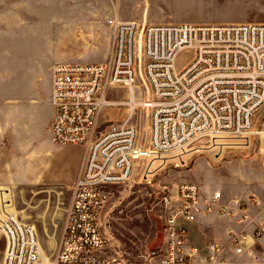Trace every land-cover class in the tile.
I'll return each mask as SVG.
<instances>
[{
    "label": "built area",
    "instance_id": "1",
    "mask_svg": "<svg viewBox=\"0 0 264 264\" xmlns=\"http://www.w3.org/2000/svg\"><path fill=\"white\" fill-rule=\"evenodd\" d=\"M109 24L115 39L107 60L52 67L53 141L84 150L50 264H130L120 252L104 253L110 185L150 183L173 158L182 164L219 138L264 133L255 122L264 107V22L144 24L111 18ZM185 50L193 56L179 65ZM141 77L147 96L135 90ZM122 89L126 96H116ZM138 106L151 110L147 145L131 122ZM112 109L126 110V117L112 122L106 117ZM206 139L210 143L202 142ZM221 197L222 191L204 197L193 181L165 191L158 203L163 242L144 253L140 264L232 263L237 256L264 264V251L249 244V237L264 243V216L252 234L233 231L230 247L190 239L186 223L197 219L204 202L207 210L227 212ZM0 232L5 237L1 264H41L34 223L9 211L0 218Z\"/></svg>",
    "mask_w": 264,
    "mask_h": 264
},
{
    "label": "rangeland",
    "instance_id": "2",
    "mask_svg": "<svg viewBox=\"0 0 264 264\" xmlns=\"http://www.w3.org/2000/svg\"><path fill=\"white\" fill-rule=\"evenodd\" d=\"M185 1L0 0V41L19 39L29 48L35 44L34 50H42L43 45H53L55 54L59 55L57 63H85L105 61L111 56L115 39L109 24L111 18L126 21V17L134 12L140 16L144 8L151 14L158 12L171 14L178 20L184 18L180 22H264V0ZM4 30L17 32H1ZM192 56L191 50H185L177 62L183 65ZM135 90L139 96L148 95L144 78L137 80ZM116 96H126V91L122 89ZM125 112L112 109L106 117L112 122H120L126 117ZM150 115V109L138 106L131 119L139 127L143 144L149 138ZM255 122L258 131L264 129V107L258 111ZM202 142L210 143L207 139ZM183 159L185 162L181 164L173 158L150 183L132 181L108 187L111 198L104 218V230L109 241L115 243L116 239H123L131 244V240H141V254L159 246L163 240L164 217L158 203L165 191L174 189L182 181L196 182L211 193H243L248 191L246 188L254 189L258 192L260 206L264 207V133L222 137L216 146ZM47 170L46 177H54L68 173L70 166L55 163ZM70 185L60 186L49 195H36L14 186H0L3 191V196L0 195V218L9 211H15L23 220L34 223L47 264L51 263L56 252L71 201ZM4 246L5 237L0 232V264ZM141 254H135L131 261L140 263Z\"/></svg>",
    "mask_w": 264,
    "mask_h": 264
},
{
    "label": "crops",
    "instance_id": "3",
    "mask_svg": "<svg viewBox=\"0 0 264 264\" xmlns=\"http://www.w3.org/2000/svg\"><path fill=\"white\" fill-rule=\"evenodd\" d=\"M143 10L140 16L135 12L128 15L126 21L138 20L149 24L184 19L178 20L171 14L158 12L151 14L146 8ZM34 48L35 44L29 48L19 39L0 41V186H14L36 195H49L75 180L83 148L81 145H60L53 141L49 128L54 113L51 101L52 67L58 62L59 55L55 54L53 45H43L42 50ZM55 163H67L70 171L46 177V169L49 170L50 165ZM201 190L203 196L209 199L215 193L207 192L203 187ZM246 190L231 194L222 191L220 202L228 207L226 213L219 212L217 208L207 210L204 202L203 211L197 219L186 223L190 239L198 243L217 241L230 247L233 231L252 234L256 222L264 216V207L260 206L258 192L250 188ZM0 193L3 194V191L0 190ZM131 241V244L123 239H116V244L109 241L104 253L120 252L130 259V264H140L131 260L135 254H141V240ZM249 244H253L255 250L264 251L262 240L254 241L249 237ZM200 264L256 263L246 256H237L232 263Z\"/></svg>",
    "mask_w": 264,
    "mask_h": 264
},
{
    "label": "bare ground",
    "instance_id": "4",
    "mask_svg": "<svg viewBox=\"0 0 264 264\" xmlns=\"http://www.w3.org/2000/svg\"><path fill=\"white\" fill-rule=\"evenodd\" d=\"M1 196H3V194L0 193ZM5 204V202H4ZM41 264H47V259L45 260V256H44V253H43V250H42V262Z\"/></svg>",
    "mask_w": 264,
    "mask_h": 264
}]
</instances>
